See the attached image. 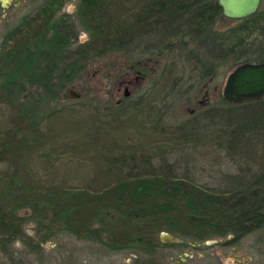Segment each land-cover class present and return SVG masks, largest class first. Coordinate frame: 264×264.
I'll return each mask as SVG.
<instances>
[{
	"label": "trees",
	"instance_id": "trees-1",
	"mask_svg": "<svg viewBox=\"0 0 264 264\" xmlns=\"http://www.w3.org/2000/svg\"><path fill=\"white\" fill-rule=\"evenodd\" d=\"M68 1L44 0L2 37L0 264H48L45 245L64 237L133 255L134 264H159L160 252L191 244L205 251L208 241L238 247L260 232L264 250V97L220 96L167 123L202 85L264 63V7L221 31L218 0H77L71 15L61 13ZM118 54L134 69L155 63L138 97L112 108L62 104L86 69ZM135 122L147 141L125 134ZM203 153L214 186L191 175ZM62 157L87 169L80 186L49 172ZM162 233L180 243L163 245Z\"/></svg>",
	"mask_w": 264,
	"mask_h": 264
},
{
	"label": "rangeland",
	"instance_id": "rangeland-1",
	"mask_svg": "<svg viewBox=\"0 0 264 264\" xmlns=\"http://www.w3.org/2000/svg\"><path fill=\"white\" fill-rule=\"evenodd\" d=\"M19 1L21 5L9 11V18L1 24L0 38L11 26L15 25L23 16L34 10L44 0ZM76 2L77 0L66 2L61 13L73 14ZM262 7H264V0ZM235 25H237V21L222 17L217 23V29L225 31ZM87 39L88 37L85 33L79 32L78 43H83ZM128 63L129 61L118 54L91 65L86 69V73L82 75L80 81L70 89L76 98L70 99L68 97V99L62 101V104H71L77 109H82L83 103L90 102L92 105L98 104L100 108L105 106L112 108L115 104H120L124 97L127 99L138 97L149 85V80L144 76L143 72H155L157 71L156 66L151 60L138 61L137 69L132 68ZM227 77L228 75L218 78L214 82L204 84L190 96H185L180 103L177 102L174 110L167 114V123L178 124L183 120L189 119L194 113L204 110L207 105L215 104L219 97L223 96ZM60 120L65 121L66 119L61 118ZM125 134L133 136L143 135L141 137L143 142L147 141L149 137L137 122L134 123L133 127L129 126ZM198 157L199 160H195L196 162L191 163L189 166L191 175L201 185L214 186L216 184V176L212 171L213 166L210 164V156L203 153L198 155ZM77 165V161H70L62 157L55 162L54 168L49 172H52L53 176L59 181L66 179L67 186L78 187L81 185L80 180L87 176V169ZM229 168L231 170L224 167L228 172L237 173L236 167L230 166ZM43 172L41 169L37 170V173L45 178ZM56 178L55 180L57 181ZM29 228L30 226L28 230ZM262 234L263 232H260L258 236L253 235L247 238L238 247H235V250L233 249L234 247H223L222 244L226 242L225 240H215L203 244L202 247L206 248L205 251L197 248H185L176 250L172 255L169 251L160 253L166 256L163 259L165 264H264L263 247H259V251L256 248L254 249L257 240L261 241ZM169 237L173 239L172 242L165 241L163 235H159L158 240L163 244L180 243L173 236L170 235ZM14 248L18 251L20 245L16 244ZM45 253L50 260L48 264H134L135 259L133 255L114 254L99 246L69 237L59 239L56 243H47L45 245ZM189 255H194V258L189 259L187 257ZM171 256H173V260Z\"/></svg>",
	"mask_w": 264,
	"mask_h": 264
},
{
	"label": "water",
	"instance_id": "water-1",
	"mask_svg": "<svg viewBox=\"0 0 264 264\" xmlns=\"http://www.w3.org/2000/svg\"><path fill=\"white\" fill-rule=\"evenodd\" d=\"M218 4L222 8L223 17L242 21L256 15L262 8L263 0H218ZM68 95L70 99L76 98L72 91H69ZM222 95L229 103L262 99L264 97V63H246L236 67L228 75ZM160 235H163L167 242L173 240L167 233Z\"/></svg>",
	"mask_w": 264,
	"mask_h": 264
},
{
	"label": "flooded vegetation",
	"instance_id": "flooded-vegetation-1",
	"mask_svg": "<svg viewBox=\"0 0 264 264\" xmlns=\"http://www.w3.org/2000/svg\"><path fill=\"white\" fill-rule=\"evenodd\" d=\"M21 5V2L19 0H0V26L1 24L3 23V21H6L8 18H9V11H11L12 9L14 8H18L19 6ZM12 27V26H11ZM2 37L0 38V46H1V43H2ZM232 238H229L228 241H231ZM222 241V240H221ZM210 242V241H208ZM206 242V243H208ZM204 243V244H206ZM163 244V243H162ZM164 245V244H163ZM170 245V244H169ZM191 246L193 248H195L197 245L195 244H191ZM235 250V247L233 248ZM256 250L258 251L259 250V244H258V241L256 243ZM172 255V254H171ZM166 256L165 255H160L159 258H158V262L159 264H165L163 262V259L165 258ZM186 257V256H185ZM189 259L191 258H194V255H189L187 256ZM172 260H173V256H171Z\"/></svg>",
	"mask_w": 264,
	"mask_h": 264
}]
</instances>
